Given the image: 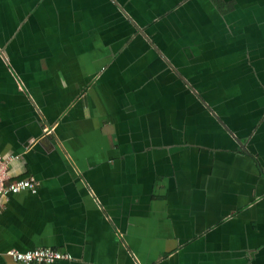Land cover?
<instances>
[{
  "label": "crops",
  "instance_id": "obj_1",
  "mask_svg": "<svg viewBox=\"0 0 264 264\" xmlns=\"http://www.w3.org/2000/svg\"><path fill=\"white\" fill-rule=\"evenodd\" d=\"M9 155L0 264H264V0H0Z\"/></svg>",
  "mask_w": 264,
  "mask_h": 264
},
{
  "label": "built area",
  "instance_id": "obj_2",
  "mask_svg": "<svg viewBox=\"0 0 264 264\" xmlns=\"http://www.w3.org/2000/svg\"><path fill=\"white\" fill-rule=\"evenodd\" d=\"M45 132L49 133L50 129L45 128ZM30 142L32 143V141ZM28 146H30V144H27V147ZM16 157L17 155L0 156V202L1 198L9 193H18L22 190L35 192L37 189L38 181L33 176L16 179L10 178L7 172V165L11 159ZM7 253L14 261L23 264H52L58 260H68L71 258L67 252L59 251L51 247H37L23 251L11 249L7 251Z\"/></svg>",
  "mask_w": 264,
  "mask_h": 264
}]
</instances>
